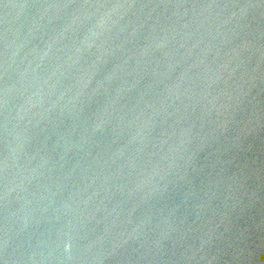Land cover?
Returning a JSON list of instances; mask_svg holds the SVG:
<instances>
[{
	"label": "water",
	"instance_id": "water-1",
	"mask_svg": "<svg viewBox=\"0 0 264 264\" xmlns=\"http://www.w3.org/2000/svg\"><path fill=\"white\" fill-rule=\"evenodd\" d=\"M0 264H264V0H0Z\"/></svg>",
	"mask_w": 264,
	"mask_h": 264
}]
</instances>
